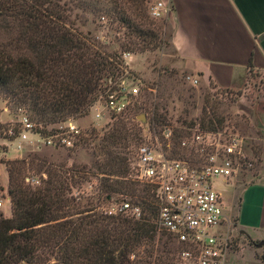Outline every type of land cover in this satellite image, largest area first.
<instances>
[{"label": "trees", "instance_id": "16d2710c", "mask_svg": "<svg viewBox=\"0 0 264 264\" xmlns=\"http://www.w3.org/2000/svg\"><path fill=\"white\" fill-rule=\"evenodd\" d=\"M103 1L117 8L116 0ZM73 2L82 10L99 11L90 0ZM64 4L0 0V101L8 109L26 112L30 122L43 128L86 115L102 85L118 75L120 53L156 47L149 30L139 26L145 24L144 13H131L133 17L120 9L110 13L138 40L116 53L105 51L90 33L74 27ZM214 103L206 101L199 120L200 128L209 132L223 123ZM150 106V123L166 124L165 112L158 111L164 106ZM137 116L119 117L81 138L85 144L94 142L93 168L101 175L96 197L85 199L83 205L75 202L69 189L79 182L75 170L51 169L46 161L35 164V158L6 162L10 217L0 216V264H171L170 239L160 241L163 234L153 223L152 195L127 177L139 141ZM31 171L41 172L40 185L34 188L23 183ZM119 195L140 207L138 219L107 217L95 210Z\"/></svg>", "mask_w": 264, "mask_h": 264}, {"label": "rangeland", "instance_id": "374dc122", "mask_svg": "<svg viewBox=\"0 0 264 264\" xmlns=\"http://www.w3.org/2000/svg\"><path fill=\"white\" fill-rule=\"evenodd\" d=\"M93 5L99 9L94 12L90 9L82 10L76 6L73 0H63L65 3V13H68L69 21L82 32H88L90 35L104 47L108 52H121V46L126 45L129 41L137 42L138 40L130 35L124 25L116 23L115 18L110 13L113 11H123L133 17L131 13H144L145 24L139 25L141 28L149 30L150 39L156 44V47L151 51L130 54V60L127 65L122 61L121 66H126L131 70V73L142 84L140 86L139 95L129 104L128 108L119 117L131 116L137 114L144 116V121H135L139 123V141L147 136L144 130L149 128L151 123L149 120L151 108L150 104H157L160 107L164 106L163 113L166 124L171 125L179 137L184 136L188 129L193 127L200 128L199 120L201 117L202 108L205 107L206 101L217 102L213 106L217 108V113L223 118L221 129L215 132L223 135H236L242 138L243 150L246 158L252 163L250 168L240 166L238 172L228 180L231 187H225L223 181L218 178L214 180V188L221 194L224 200L236 197L240 190L247 184L257 180L258 169H256L254 149L258 138L262 137L264 129V71H249L243 79L233 88L227 90L210 89L207 83H204V78H198L195 86H192L185 77L193 75L182 67L175 59V54L171 48L170 22L165 20L167 14L159 18H154L150 15V8L158 0H116L117 8L113 4H108L103 0H90ZM115 6V5H114ZM91 13H98L92 15ZM135 22H137L135 20ZM118 26V27H117ZM123 53H120V57ZM119 67V68H120ZM206 108V107H205ZM28 118V114L21 109H8L3 102L0 101V216L3 218L10 217V203L7 196V172L6 162L13 160L25 159L26 162L35 158V164L39 161H46L51 169H69L78 174L75 180L79 182L75 186H70L69 189L75 197V202L81 205L85 204V199L91 200L96 197L97 179L101 177L95 174L93 168L92 147L94 142L85 144L82 139L75 143L72 149H53L44 147L34 142L33 138L29 137V141L21 142L20 152L15 151L17 145L16 134L19 131L18 121L22 118ZM117 118L104 124L103 122H94L92 111L88 109L86 115L72 118L76 126L81 129L82 137H86L91 129L96 132L107 128ZM32 122V121H31ZM39 125L40 123H35ZM47 127L52 125H46ZM12 128L13 135L7 134L8 129ZM256 153V152H255ZM133 154V153H132ZM183 156V155H182ZM133 157V158H132ZM130 163V173L127 176L133 175L132 165L134 156ZM31 162V161H30ZM70 172L65 174L67 176ZM72 173V172H71ZM39 174L34 171L26 172L23 178V183L34 188L39 184ZM139 186V185H137ZM142 187V186H139ZM126 197L127 195H119L118 197ZM113 197L106 204H98L95 207L96 211H103L110 206ZM104 215V214H103ZM121 217V216H120ZM237 231V230H234ZM238 238L236 247L232 253L230 264H264L261 261V248H256L250 241L237 231ZM160 241L164 240V235H159ZM159 246V243L155 242ZM168 248L171 251L169 254L171 264H175V246L170 240ZM157 246V247H158Z\"/></svg>", "mask_w": 264, "mask_h": 264}, {"label": "built area", "instance_id": "2783aa9c", "mask_svg": "<svg viewBox=\"0 0 264 264\" xmlns=\"http://www.w3.org/2000/svg\"><path fill=\"white\" fill-rule=\"evenodd\" d=\"M169 12L167 0H158L150 8L154 18ZM120 60L127 65L130 54L123 53ZM185 79L192 86L198 82L195 75ZM141 84L128 67L121 66L88 108L94 122L106 124L123 114L139 95ZM18 125L17 152L29 137L44 147L72 149L83 136L72 120L43 128L22 117ZM195 127L179 137L171 125L151 123L135 149L129 178L152 195L153 223L157 233L174 243L175 264H230L238 234L225 216V201L213 183L218 178L227 182L241 165L246 169L252 163L244 154L242 138ZM13 133L8 129L9 136ZM110 203L103 211L107 217L138 219L141 215L140 207L126 197Z\"/></svg>", "mask_w": 264, "mask_h": 264}, {"label": "crops", "instance_id": "0c3cea01", "mask_svg": "<svg viewBox=\"0 0 264 264\" xmlns=\"http://www.w3.org/2000/svg\"><path fill=\"white\" fill-rule=\"evenodd\" d=\"M167 1L171 48L185 70L220 89L264 71V0ZM255 143L257 180L240 190L236 203L224 200L225 216L250 243L264 242V131Z\"/></svg>", "mask_w": 264, "mask_h": 264}, {"label": "water", "instance_id": "95a60500", "mask_svg": "<svg viewBox=\"0 0 264 264\" xmlns=\"http://www.w3.org/2000/svg\"><path fill=\"white\" fill-rule=\"evenodd\" d=\"M137 121H141V122H143L144 121V116L143 115H141V116H139V117H137ZM255 247L256 248H261L262 250H263V254L261 255V261H263L264 262V242H259V243H256L255 244Z\"/></svg>", "mask_w": 264, "mask_h": 264}, {"label": "flooded vegetation", "instance_id": "af4514ba", "mask_svg": "<svg viewBox=\"0 0 264 264\" xmlns=\"http://www.w3.org/2000/svg\"><path fill=\"white\" fill-rule=\"evenodd\" d=\"M254 246H255V243H252ZM263 254V250H262V252H261V255ZM261 255H260V257H261Z\"/></svg>", "mask_w": 264, "mask_h": 264}]
</instances>
